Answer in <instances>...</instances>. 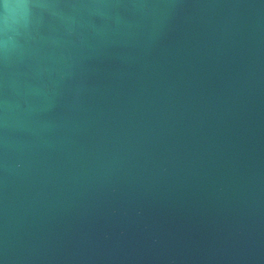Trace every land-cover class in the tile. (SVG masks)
Wrapping results in <instances>:
<instances>
[{
	"label": "water",
	"instance_id": "95a60500",
	"mask_svg": "<svg viewBox=\"0 0 264 264\" xmlns=\"http://www.w3.org/2000/svg\"><path fill=\"white\" fill-rule=\"evenodd\" d=\"M0 264H264V0H0Z\"/></svg>",
	"mask_w": 264,
	"mask_h": 264
}]
</instances>
